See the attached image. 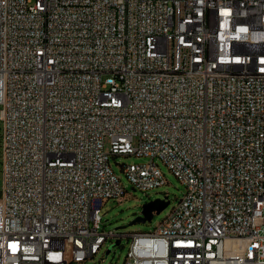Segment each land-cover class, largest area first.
<instances>
[{
  "label": "built area",
  "instance_id": "obj_1",
  "mask_svg": "<svg viewBox=\"0 0 264 264\" xmlns=\"http://www.w3.org/2000/svg\"><path fill=\"white\" fill-rule=\"evenodd\" d=\"M0 139V264L98 254L117 156L186 189L123 264H264V0H0Z\"/></svg>",
  "mask_w": 264,
  "mask_h": 264
},
{
  "label": "rangeland",
  "instance_id": "obj_2",
  "mask_svg": "<svg viewBox=\"0 0 264 264\" xmlns=\"http://www.w3.org/2000/svg\"><path fill=\"white\" fill-rule=\"evenodd\" d=\"M109 147V140L106 139V151L109 150ZM109 161L113 172L120 179L121 184L126 190L125 196L122 197L119 202L111 199L104 204L101 210L100 231L103 233L113 232L115 237H109L98 254L82 264H123L129 248L130 239L122 235L132 232H152L167 216L176 202L182 198L186 191L185 186L161 163L160 160H156L155 162L158 164L163 174L165 184L147 192L134 190L121 169L122 164H143L148 162L147 158L117 156L110 157ZM1 185L0 161V189ZM164 198H167L169 201L166 208L159 213L153 212L150 221H146L145 223L135 222L137 218L141 217L142 207L145 204L156 199L162 200ZM231 253L238 254L237 251Z\"/></svg>",
  "mask_w": 264,
  "mask_h": 264
},
{
  "label": "water",
  "instance_id": "obj_3",
  "mask_svg": "<svg viewBox=\"0 0 264 264\" xmlns=\"http://www.w3.org/2000/svg\"><path fill=\"white\" fill-rule=\"evenodd\" d=\"M168 204H169V201L166 200V198L162 200L156 199L152 202L145 204L142 207L141 217L137 218L135 222L145 223L146 221H150L152 218L153 212H156V213L161 212L164 208L168 206Z\"/></svg>",
  "mask_w": 264,
  "mask_h": 264
}]
</instances>
